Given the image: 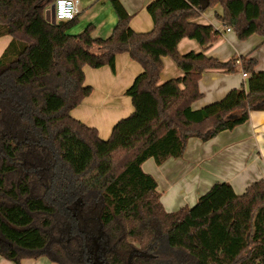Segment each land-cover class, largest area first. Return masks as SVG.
<instances>
[{"label":"trees","instance_id":"trees-1","mask_svg":"<svg viewBox=\"0 0 264 264\" xmlns=\"http://www.w3.org/2000/svg\"><path fill=\"white\" fill-rule=\"evenodd\" d=\"M54 1L0 0V37L10 38L0 56V257L13 264L41 257L55 264H264V178L241 195L216 183L192 207L166 212L156 181L142 170L149 159L161 165L183 157L190 139L211 140L264 111V72L255 71L254 58L222 63L177 52L185 38L202 47L218 39L212 25L191 22L216 6L238 40L257 35L264 43V0H155L153 27L144 33L111 0L116 23L106 38L92 37L91 24L68 34L78 15L47 22ZM157 2L167 12L162 18ZM121 53L142 68L125 93L136 111L101 141L68 112L83 96V67L113 70ZM164 57L183 76L159 84ZM237 68L248 75L246 87L192 110L205 70Z\"/></svg>","mask_w":264,"mask_h":264},{"label":"crops","instance_id":"crops-1","mask_svg":"<svg viewBox=\"0 0 264 264\" xmlns=\"http://www.w3.org/2000/svg\"><path fill=\"white\" fill-rule=\"evenodd\" d=\"M117 1L131 16L129 26L134 32L144 33L152 29L153 20L148 9L156 6L155 0ZM98 3L104 9L101 7L100 15L96 12L91 15L97 21L93 35L97 36L94 38H106L115 26L116 16L111 0H86L89 10ZM217 8L218 12L209 13L207 9L191 22L212 25L220 33L218 39L202 47L196 40L185 38L178 43L177 52L180 55L203 53L222 63L233 58L252 57L257 63L255 71L264 72L262 38L252 35L245 40H238L232 29L227 31V27L217 19L216 13H221L220 7ZM155 10L160 18L167 13L162 3L157 2ZM0 38H3L0 41L1 56L10 38ZM141 72V66L131 60L127 53L115 56L113 70L108 66L98 69L83 67L79 83L83 96L81 95L78 103L68 112L69 117L80 124L95 128L98 138L108 141L115 127L135 114L133 99L125 93ZM182 76L183 72L172 59L162 58L159 84ZM247 79L248 75L239 68L231 73L222 69L205 70L198 83L202 97L192 104V110H199L222 99L232 89L241 88L243 85L246 87ZM142 170L156 181V191L166 212L192 206L216 183L230 185L235 193L244 192L249 185L264 178V111H251L245 124L232 131L222 132L211 140L190 139L183 157L169 159L161 165H156L149 159L142 165ZM0 264L13 263L0 257ZM20 264L55 263L41 257L37 260L25 259Z\"/></svg>","mask_w":264,"mask_h":264},{"label":"rangeland","instance_id":"rangeland-1","mask_svg":"<svg viewBox=\"0 0 264 264\" xmlns=\"http://www.w3.org/2000/svg\"><path fill=\"white\" fill-rule=\"evenodd\" d=\"M79 8H80V14L77 17V22L68 29L67 33L71 34V35H78L81 32L84 31V29H86L88 27V25H93L94 27L96 26L97 21L93 19V13H97V14H101L102 9H104V7H102L101 3H98L97 5H95V7H93L91 10H89V8L86 5V0H80L79 3ZM53 5V4H52ZM102 7V9H101ZM51 5L48 7V10H50ZM219 8L214 7V8H209L208 12L212 13L213 12H218ZM95 17V15H94ZM98 29V28H97ZM95 32V30H94ZM94 32L92 33V37H97L96 35L94 36ZM98 38H103V37H98ZM3 38H0V41L2 42ZM55 128V127H54ZM53 128V129H54ZM243 192H238L237 191V195H241ZM204 195V194H203ZM190 205V204H189ZM195 204H192V206ZM192 206H188V208L192 207ZM42 260H47V259H42Z\"/></svg>","mask_w":264,"mask_h":264},{"label":"built area","instance_id":"built-area-1","mask_svg":"<svg viewBox=\"0 0 264 264\" xmlns=\"http://www.w3.org/2000/svg\"><path fill=\"white\" fill-rule=\"evenodd\" d=\"M79 3L80 0H55L53 5L56 23L73 20L80 13ZM226 30L230 31L229 28Z\"/></svg>","mask_w":264,"mask_h":264},{"label":"water","instance_id":"water-1","mask_svg":"<svg viewBox=\"0 0 264 264\" xmlns=\"http://www.w3.org/2000/svg\"><path fill=\"white\" fill-rule=\"evenodd\" d=\"M206 7H207V3L206 2H203L201 4V8L204 10ZM45 20L47 22H49L50 24H52V25H55L56 24L55 16H54V5H51L50 10H47L45 12Z\"/></svg>","mask_w":264,"mask_h":264}]
</instances>
